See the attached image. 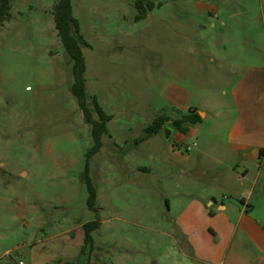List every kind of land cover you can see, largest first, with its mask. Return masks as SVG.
Segmentation results:
<instances>
[{
	"label": "rangeland",
	"instance_id": "1",
	"mask_svg": "<svg viewBox=\"0 0 264 264\" xmlns=\"http://www.w3.org/2000/svg\"><path fill=\"white\" fill-rule=\"evenodd\" d=\"M56 1L15 0L11 19L0 27V264H180L166 205L176 158L165 147V133L140 147L135 140L156 118L175 114L170 84L196 90L182 78L188 73L183 66H205L197 94L218 97L201 112L203 138L240 121L232 87L241 70L231 90L224 83L210 87L208 79L211 66H224L214 55L226 56V66L263 69L260 0H244L251 12L226 28L201 15L206 0H155L140 22L134 0H72L89 44L83 47L87 105L97 118L95 98L113 117L111 138L90 162L97 212L87 205L85 184L92 128L72 94V62L55 28ZM259 89L256 84L255 109ZM181 154L194 151L182 148ZM92 221L100 223L92 233L94 249L83 253L84 225Z\"/></svg>",
	"mask_w": 264,
	"mask_h": 264
},
{
	"label": "crops",
	"instance_id": "2",
	"mask_svg": "<svg viewBox=\"0 0 264 264\" xmlns=\"http://www.w3.org/2000/svg\"><path fill=\"white\" fill-rule=\"evenodd\" d=\"M199 7L203 8L201 15L215 18L224 28L251 12L244 0H206ZM260 7L259 18L264 19V0ZM229 41L232 45L231 36ZM213 60L224 66H211L215 69L208 79L210 87L224 83L231 90L232 76L241 70V78L232 87L236 103L242 106L240 121L219 129L223 135L217 131L203 138L201 126L206 115L201 112L207 109L205 103L211 106L218 97H212L211 92L205 98L197 94L208 75L204 76L205 66H183L188 73L182 78L194 83L196 90L170 84L168 92L176 97L172 98L175 114L165 115L163 130L135 143L140 147L159 137L165 127L172 131L165 147L176 159L170 163L166 205L171 244L174 254L182 258L180 264H264V66L256 72L255 66H226L230 62L223 55H214ZM256 84L260 87L257 109L251 105ZM224 95L220 92V97ZM192 111L200 115L201 122L184 123L185 131L173 127L175 120ZM105 137L111 138L109 129L102 148ZM182 148L194 151L193 156L184 157Z\"/></svg>",
	"mask_w": 264,
	"mask_h": 264
},
{
	"label": "trees",
	"instance_id": "3",
	"mask_svg": "<svg viewBox=\"0 0 264 264\" xmlns=\"http://www.w3.org/2000/svg\"><path fill=\"white\" fill-rule=\"evenodd\" d=\"M14 1L15 0H0V27L4 22L11 19V6ZM156 6L155 0H134V8L136 10L134 20L136 22L145 20L149 13L156 8ZM53 16L58 36L72 62L74 77V82L71 88L72 94L76 98L78 105L83 112L85 122L92 128L91 134L93 138V146L87 153L85 184L88 192L87 205L90 210L97 212V191L89 175L90 162L91 159L101 151L102 138L108 134L107 123L112 119V117L105 113L95 98L93 99V102L97 118H94L92 111L87 105L85 79L87 66L83 53V47H87L89 44L81 34L79 21L73 15L72 0H57L54 5ZM166 120L165 116L156 118L153 123L147 127L146 134L144 137L139 139V141H145L151 135L163 130ZM186 122L199 123L201 122V117L192 111L190 114L183 116L181 119L175 120L173 122V127L180 131H185L183 124ZM99 225L100 223L98 221H92L84 225L85 246L83 253L86 250H89V254L93 252L94 241L92 233L99 228Z\"/></svg>",
	"mask_w": 264,
	"mask_h": 264
},
{
	"label": "water",
	"instance_id": "4",
	"mask_svg": "<svg viewBox=\"0 0 264 264\" xmlns=\"http://www.w3.org/2000/svg\"><path fill=\"white\" fill-rule=\"evenodd\" d=\"M164 132H165L166 139L167 140L170 139L172 131L169 128L165 127Z\"/></svg>",
	"mask_w": 264,
	"mask_h": 264
},
{
	"label": "built area",
	"instance_id": "5",
	"mask_svg": "<svg viewBox=\"0 0 264 264\" xmlns=\"http://www.w3.org/2000/svg\"><path fill=\"white\" fill-rule=\"evenodd\" d=\"M188 150H190V148H188ZM18 264H26L25 262H23V261H19V263Z\"/></svg>",
	"mask_w": 264,
	"mask_h": 264
}]
</instances>
